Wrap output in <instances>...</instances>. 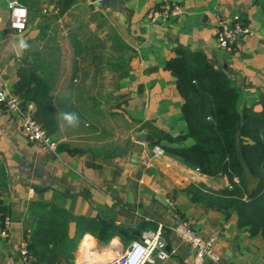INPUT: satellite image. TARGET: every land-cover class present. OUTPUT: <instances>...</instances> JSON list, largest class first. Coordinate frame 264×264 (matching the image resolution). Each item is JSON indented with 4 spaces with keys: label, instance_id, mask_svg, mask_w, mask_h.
<instances>
[{
    "label": "crops",
    "instance_id": "obj_1",
    "mask_svg": "<svg viewBox=\"0 0 264 264\" xmlns=\"http://www.w3.org/2000/svg\"><path fill=\"white\" fill-rule=\"evenodd\" d=\"M8 1L0 0V88L5 85L13 91L19 59L35 60L20 42L26 44L38 36L40 13L55 11L57 0H16L27 10L21 31L8 26ZM96 1L74 0L71 6L88 3V9L106 19L123 47L125 68L114 85L110 110L125 125L130 143L118 151L65 142L64 150H44L26 139L18 115L0 104V149L10 179L7 182L0 159V264H25L19 245L27 243L25 237L35 225L34 210L41 201L64 208L72 217L103 218L114 226L115 234L102 241L88 228L76 238L75 220L68 221L67 234L75 246L64 256V264H116L115 258L128 242L141 230L153 229L155 223L161 225L164 248L169 254L162 261L153 258L154 263L196 264L193 249L171 229L179 221L213 238L221 264H264V237L238 226L232 209L192 201L184 189L190 183L218 189L226 184L224 176L206 175L166 152L154 155L150 150L153 144L192 142L188 136L169 142L158 138L159 133L176 135L186 131L179 111L181 97L173 76L164 68L165 60L178 45L202 52L212 67L228 77L237 91L238 108H260L257 99L264 92V0H118L121 10L102 8ZM167 3L180 5L181 12L155 20L147 18V11ZM214 13L223 17L237 13L250 33L242 35L229 51L218 47ZM135 133H145L152 140L135 142ZM134 147H138L136 154ZM244 175L250 189L254 180ZM31 184L48 188L35 192ZM140 219L148 222L133 234L118 227L119 222L134 224ZM105 255L109 258L102 263L100 259ZM32 259L29 257V262ZM200 264L217 263L204 259Z\"/></svg>",
    "mask_w": 264,
    "mask_h": 264
},
{
    "label": "trees",
    "instance_id": "obj_2",
    "mask_svg": "<svg viewBox=\"0 0 264 264\" xmlns=\"http://www.w3.org/2000/svg\"><path fill=\"white\" fill-rule=\"evenodd\" d=\"M73 1L57 0L59 11ZM164 68L173 76L181 97L179 111L186 131L176 135L159 133L158 138L169 142L188 136L192 142L159 146L185 165L206 175L224 176L226 180L218 189L190 183L184 187L185 191L192 201L222 210L232 209L238 226H244L249 234L264 237V92L257 99L259 109L238 108L237 91L228 77L212 67L202 52L179 45L165 60ZM15 75L14 94L22 104L32 102L34 115L52 136L58 122L49 83L34 67L22 61H18ZM56 150H64V145L56 144ZM244 173L254 180L250 189H247ZM37 205L35 225L25 237L28 254L33 257L30 264H64V256L75 246V241L67 234V223L71 219L75 220L76 238L86 228L102 241L115 234L114 226L103 218L72 217L64 208L45 201Z\"/></svg>",
    "mask_w": 264,
    "mask_h": 264
},
{
    "label": "rangeland",
    "instance_id": "obj_3",
    "mask_svg": "<svg viewBox=\"0 0 264 264\" xmlns=\"http://www.w3.org/2000/svg\"><path fill=\"white\" fill-rule=\"evenodd\" d=\"M71 5L61 12L57 5L55 11L40 13V32L26 41L35 60L19 62L34 67L49 83L58 122L52 138L57 144L118 151L130 143L125 125L110 110L114 85L125 68L123 47L106 19L88 9V3ZM62 113H76L79 123L68 125Z\"/></svg>",
    "mask_w": 264,
    "mask_h": 264
},
{
    "label": "built area",
    "instance_id": "obj_4",
    "mask_svg": "<svg viewBox=\"0 0 264 264\" xmlns=\"http://www.w3.org/2000/svg\"><path fill=\"white\" fill-rule=\"evenodd\" d=\"M181 10L180 5L167 3L147 11L146 16L149 20H155L158 17L180 13ZM214 18V39L216 45L226 51L231 50L233 44L242 35L250 33L249 28L241 21L237 13H233L229 17H223L219 13H214ZM26 21L27 10L25 6L16 0H9L8 26L14 31H21L25 28ZM0 104L8 112L18 115L20 128L27 140L41 149L55 151L57 143L51 135L46 133L38 118L34 115L32 102L27 101L22 104L21 99L4 85L0 88ZM150 150L154 155H162L164 153L163 149L157 144H153ZM195 169L197 170V168ZM6 221L7 218L4 219V222ZM171 229L179 240L187 243L193 249L196 264H200L204 259L221 264L219 255L213 248V238L210 235H201L185 221L175 223ZM160 232L161 225L159 224L153 229L141 230L138 236L131 239L115 258L116 264H144V262L158 264L154 263L153 258L158 261L165 259L169 251L164 248L165 241L161 237ZM19 253L24 259L25 264H30V256L25 241L20 243Z\"/></svg>",
    "mask_w": 264,
    "mask_h": 264
},
{
    "label": "water",
    "instance_id": "obj_5",
    "mask_svg": "<svg viewBox=\"0 0 264 264\" xmlns=\"http://www.w3.org/2000/svg\"><path fill=\"white\" fill-rule=\"evenodd\" d=\"M97 5L101 6L102 8H110L113 10H121L120 3L118 0H97L95 2ZM145 140H152L151 136H146L145 133H135L134 134V141L135 142H143ZM138 150V147H134L133 149V154H136ZM0 159L4 165L5 172H6V177H7V182H10L9 179V171L5 159V155L3 151L0 149ZM30 187L35 191V192H40L48 188V186H36L34 184H31ZM148 222V220L145 219H140L138 222L134 224H126L123 222L118 223V227L120 230L126 232L127 234H133L135 231H139L141 229V226L143 223ZM156 227V223L154 224L153 228Z\"/></svg>",
    "mask_w": 264,
    "mask_h": 264
},
{
    "label": "clouds",
    "instance_id": "obj_6",
    "mask_svg": "<svg viewBox=\"0 0 264 264\" xmlns=\"http://www.w3.org/2000/svg\"><path fill=\"white\" fill-rule=\"evenodd\" d=\"M20 44L21 47H27L24 41H21ZM62 117L70 126H75L79 123V117L76 113H62Z\"/></svg>",
    "mask_w": 264,
    "mask_h": 264
},
{
    "label": "bare ground",
    "instance_id": "obj_7",
    "mask_svg": "<svg viewBox=\"0 0 264 264\" xmlns=\"http://www.w3.org/2000/svg\"><path fill=\"white\" fill-rule=\"evenodd\" d=\"M84 250H85L86 252H88L90 249H88V247H86V248H84ZM85 251H84V252H85ZM94 254H95V253H94ZM94 254H93V257L96 258V256H95ZM91 255H92V254H91ZM108 258H109V256H108V257H106V255H105V256H102L101 259H100V261H102V263H103V262L107 261ZM97 261H98V260H97ZM87 264H94V263H87Z\"/></svg>",
    "mask_w": 264,
    "mask_h": 264
}]
</instances>
